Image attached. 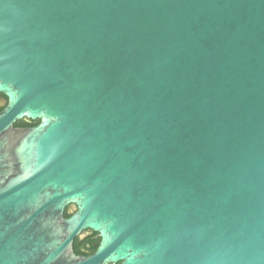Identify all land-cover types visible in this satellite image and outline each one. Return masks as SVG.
<instances>
[{
  "label": "water",
  "instance_id": "1",
  "mask_svg": "<svg viewBox=\"0 0 264 264\" xmlns=\"http://www.w3.org/2000/svg\"><path fill=\"white\" fill-rule=\"evenodd\" d=\"M0 94V264H264V0H0Z\"/></svg>",
  "mask_w": 264,
  "mask_h": 264
},
{
  "label": "flooded vegetation",
  "instance_id": "2",
  "mask_svg": "<svg viewBox=\"0 0 264 264\" xmlns=\"http://www.w3.org/2000/svg\"><path fill=\"white\" fill-rule=\"evenodd\" d=\"M5 103H6V97L4 96V94H0V109H3ZM94 233L95 232H93L92 230L88 229V230H85L83 232V235L79 236V238H80L79 242L82 245L81 248H80L81 252L83 253L82 255L91 254V253H93L96 250L97 247H96L95 244L98 241L95 240V238H99V241H100V236L98 235V233H97L96 237H94V239L92 240V243H93V245L95 247V250L92 249V243L88 242V239L90 237H92ZM83 243H85V244H83ZM110 264H120V263H110Z\"/></svg>",
  "mask_w": 264,
  "mask_h": 264
},
{
  "label": "trees",
  "instance_id": "3",
  "mask_svg": "<svg viewBox=\"0 0 264 264\" xmlns=\"http://www.w3.org/2000/svg\"><path fill=\"white\" fill-rule=\"evenodd\" d=\"M1 110L2 109H0V111ZM39 122H40L39 119L33 120V119L23 118L21 120H18L15 125L16 126H20V127H30V126L37 125ZM69 216H70V214L68 213V211H65V217H69ZM96 235H97V232H95L93 234V236L88 239V242H91L92 243V240L94 239V237H96ZM79 239H80L79 237L76 238L75 243H74L75 244L74 245V249H75V252L77 254H83L81 252V249H80L82 245L80 244ZM95 240H97L99 242V238H95ZM83 244H85V243H83ZM92 249L95 250V247H94L93 243H92Z\"/></svg>",
  "mask_w": 264,
  "mask_h": 264
}]
</instances>
